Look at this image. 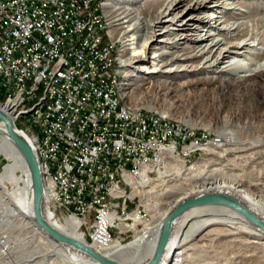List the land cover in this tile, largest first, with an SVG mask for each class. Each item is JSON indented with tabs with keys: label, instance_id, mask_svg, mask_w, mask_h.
Wrapping results in <instances>:
<instances>
[{
	"label": "bare ground",
	"instance_id": "6f19581e",
	"mask_svg": "<svg viewBox=\"0 0 264 264\" xmlns=\"http://www.w3.org/2000/svg\"><path fill=\"white\" fill-rule=\"evenodd\" d=\"M102 7L110 25V36L116 42H122L124 46L120 56L121 65L117 64L118 54L114 56L116 65L121 67L116 69L115 96L119 98V103L128 113L147 114L148 112L133 107L130 103L132 91L129 88L138 80L146 83L149 78H168L172 79L168 83L177 85V83L181 84V80L193 77L183 83L187 89L225 83H264V0H104ZM209 12L218 15H211ZM95 18L97 19V16ZM98 23L99 29H104V24H101L103 22ZM206 28L208 29L205 30ZM205 31L207 32L204 33ZM106 43L107 47L103 48ZM107 50L108 42L97 41L98 56H106ZM0 109L9 112L13 119L21 121L19 124L23 126L22 131L28 135L31 145L40 156L42 176L46 181L43 185L45 184L44 215L47 220L65 235L86 244L79 233L78 220L67 219L59 224L52 220L47 211L48 202H61V194L55 190L50 151L41 130H36V123L31 122V116L18 112V107L2 94H0ZM148 116L159 117L163 122H173L167 117L151 112H148ZM182 131L186 130L182 129ZM220 135L223 137L224 134ZM247 144H251L250 148H246ZM260 144L258 138H229L224 145L223 139L220 144L221 149L216 151V154L212 153L214 157L207 164L196 163V171L190 169L187 170L188 173H183L181 169L171 168L174 170L172 173L166 168L156 177L158 179L162 175L158 180V186L156 180L147 186L149 190H146V187L139 193L142 202L151 210L150 215L144 216L141 225L133 229L136 240L139 241L137 238L139 236L143 242L132 241V244L129 243L130 245L127 246L113 242L105 247L101 244V234L92 233V236H89L97 246L91 247L102 256L119 264H147L156 251L160 228L173 212L176 204L186 197L197 198L211 192L237 197L264 221V196L253 190V188L260 189L262 183L245 185L243 183L245 180L242 178L239 180L232 177L233 171L222 176V160H218L223 156L221 153L223 147L233 146L234 148L225 155V159L230 153H235V156L238 155L235 157V164L239 167V170L238 168L236 170L251 175L254 166L249 172L246 169L247 164L251 162L253 165L254 161L261 162H258L259 157L253 154L249 157L248 153L260 148ZM0 154L9 160L0 175V221L3 220V224H10L6 227L7 230L1 227L16 241L13 252L19 258L21 262L19 264H41L48 258H53L50 264H100L89 256L56 242L34 224L29 199L31 182L25 163L3 132H0ZM216 156L218 157L215 158ZM228 160L224 164L227 169L231 167ZM215 167H220V171L217 169V175L214 173ZM173 177L183 180L180 184L184 186H168L169 180ZM184 181H189V184H185ZM8 186L11 187L10 191H7ZM157 187H168L165 192L171 191V195L165 199L158 198V195L151 196ZM5 195L10 198L6 203H2ZM151 199H158L159 202L153 203ZM22 221L26 222L24 226L29 230L33 228L32 232L37 235L36 238L40 235L45 239L48 249L34 244L32 247L29 246L26 252L18 250L22 242L14 236V230ZM243 234L246 236H242ZM36 238L31 242L36 241ZM23 240V243L29 245L28 240ZM195 240L203 242L201 247H210L213 253L217 254L220 253V249H217L218 245L226 247L229 243L234 246L264 247V231L226 206L208 205L192 208L177 220L159 264H166L165 260L171 255V247L177 245L185 249L177 252V255L182 256L185 253L187 264H199L197 260H202L201 253L208 251L197 250L195 243L192 244ZM177 255H175V263L172 264H180L181 258ZM204 264L211 262L205 259Z\"/></svg>",
	"mask_w": 264,
	"mask_h": 264
},
{
	"label": "built area",
	"instance_id": "2783aa9c",
	"mask_svg": "<svg viewBox=\"0 0 264 264\" xmlns=\"http://www.w3.org/2000/svg\"><path fill=\"white\" fill-rule=\"evenodd\" d=\"M86 2L0 0V94L31 116L47 140L61 194V202H48L50 216L78 220L107 247L125 241L150 215L139 193L161 169L174 163L194 171L188 154H216L221 140L124 111L115 96L118 48L108 40L106 56L97 55V41L105 38ZM118 226L122 240L111 233ZM15 245L0 227V264H19Z\"/></svg>",
	"mask_w": 264,
	"mask_h": 264
},
{
	"label": "rangeland",
	"instance_id": "374dc122",
	"mask_svg": "<svg viewBox=\"0 0 264 264\" xmlns=\"http://www.w3.org/2000/svg\"><path fill=\"white\" fill-rule=\"evenodd\" d=\"M104 0H87V9H89V12L91 14H94L97 16V23L103 22L101 24L103 25L102 29V34L105 38V41L107 42L108 40L110 42L115 41L113 37L110 36L109 30H110V25L107 21V17L104 14V10L102 7V3ZM98 11V12H97ZM221 11V10H220ZM211 15H218L215 14V12H209ZM208 13V14H209ZM100 18V19H99ZM206 28L205 30H207ZM104 31V33H103ZM205 31L204 33H206ZM111 37V38H110ZM143 38V37H142ZM141 38V40H142ZM107 39V40H106ZM115 45L117 46V54H114V56L117 55L116 60L118 65H121L120 63V56L121 53L123 52V43L122 42H116ZM107 47V43L103 45V48ZM124 61V59H123ZM193 77H190L188 79H183L175 84L168 83L172 81V79L168 78H160V77H154V78H149L148 82L144 83L143 80H138L137 82L135 81V85L130 86V90L132 91L131 94V100L130 103L132 104L133 107H138L145 109L148 112H151L155 115H161L164 117H167V119L171 121H175V123H179L182 126V129H185L187 132H197L200 134H206L207 137L209 136L210 139H215V140H223L224 139V145L228 142L229 138H236V139H259V142L261 143V147L251 150L248 155L250 157L251 154L255 155L256 157L260 158L261 163H257L254 161V164L252 165L251 162L247 164V171L250 172V170H254L253 173L248 175V172L244 173L239 170V167L235 164L236 159L235 153L232 154L230 153L229 156H227V159H225V155L230 149H233V146H226L223 147L222 152L223 156L219 158L218 160L221 161V167H223V171L221 169V174L222 176L224 174H228L232 172L234 175L232 177H235L237 179L242 178L243 183L245 185H250V184H255V183H262L259 187L260 189H254V192L258 194H263L264 196V83H258V82H245V83H236V84H217V85H207L203 87H198V88H192V89H187L185 88V85L183 83L187 80L192 79ZM147 80V79H146ZM176 82V81H175ZM134 84V83H133ZM3 110V109H1ZM143 110V111H145ZM5 111V110H3ZM7 112V111H5ZM9 113V112H7ZM10 114V113H9ZM11 115V114H10ZM12 116V115H11ZM21 121H17L14 119V124L15 126L24 133L23 126L22 124H19ZM224 134L223 137L220 134ZM25 134V133H24ZM26 136V134H25ZM208 138V139H209ZM223 138V139H222ZM209 139V140H210ZM226 141V142H225ZM246 148L251 146V144L245 145ZM244 147V146H243ZM35 150V148H34ZM39 166L41 164V159L39 154H37V151L35 150ZM215 154V153H214ZM214 154L209 155V154H203V153H198L197 151L189 153L188 154V165H196L197 162H203L204 164H207L209 162V158L214 157ZM216 156L215 158H217ZM229 159V160H228ZM233 159V160H232ZM230 161L228 164L231 165L229 169L225 168L224 164L226 162ZM9 160L2 156L0 154V175L4 171L5 165ZM238 162V161H237ZM171 165L177 166L174 168L176 169H181V171L184 173H188L187 170H183V168H180L178 165L174 163H169L168 166H170L171 170ZM258 165V166H257ZM257 166V167H256ZM195 171H196V166ZM220 167H215L214 173L217 175V169ZM231 168V169H230ZM238 168V169H237ZM252 168V169H251ZM237 169V170H236ZM174 170H171L172 173H174ZM230 170V171H229ZM41 171V167H40ZM165 171L164 169H161V172ZM247 174V175H245ZM41 175L42 171H41ZM216 175H211L216 176ZM157 176V175H156ZM162 176V175H161ZM160 176V178H161ZM160 178L155 179L156 185H159L158 180ZM43 183H45L44 176H42ZM240 180V179H239ZM153 181V182H154ZM183 182L180 181L178 178L173 177V179L169 180V185L168 186H184L181 185L180 183ZM185 184H189V181H184ZM186 186V185H185ZM45 188V184H44ZM168 187H157L156 191L151 194V196L155 195L158 198L161 197V199L167 198L169 195H171V191H166ZM263 189V190H262ZM11 187L8 186L7 191H10ZM128 190H130L128 188ZM146 190H149L147 187ZM9 193V192H8ZM162 193V194H161ZM170 193V194H169ZM213 193V192H211ZM210 193V194H211ZM218 193V192H215ZM165 194V195H164ZM205 194V193H204ZM209 193H207L208 195ZM8 195V194H7ZM10 198L9 196L5 195V200L2 203H6V201ZM191 197H186L184 199H190ZM138 197H135V201L129 200L128 205H129V210H133L138 204ZM184 199H181L176 206L183 201ZM152 200V199H151ZM153 203H158L159 200L153 199ZM4 206V205H2ZM175 206V208H176ZM51 205L47 204L46 208L47 211L49 212V208ZM202 207V206H201ZM1 208V207H0ZM174 208V209H175ZM197 208V207H196ZM62 215L57 214L55 217H52V220H54L56 223H62L65 222L62 219ZM180 218V217H179ZM1 220V219H0ZM9 220V219H8ZM34 222V221H33ZM3 220L0 221V227L2 226L3 228L8 227L10 224L6 223L3 224ZM177 223V221H176ZM26 224L25 221H22L20 225L14 230L15 234L14 236L18 239H20L21 235V242L22 244L20 245L21 247L18 248L20 252H26L29 248V246L32 247V245H42V248L48 249V245L45 241V239H42L41 236L39 235L37 238V235H34L32 230H29L28 227H25L24 225ZM35 224V222H34ZM176 225V224H175ZM37 226V225H36ZM38 227V226H37ZM81 226L78 227V230L80 231L79 233L82 235V233L87 232V230L84 228H80ZM175 227V226H174ZM161 229V228H160ZM7 230V228H6ZM112 236L114 239H119L121 240L124 237V234H121L119 226L117 228H113L111 231ZM34 236V237H32ZM242 236H246L243 234ZM32 237V238H31ZM84 241L86 242L87 245L91 246H97L93 243L92 239L88 235V233H85L84 236L82 235ZM32 241L31 240H35ZM139 238V241L136 240V233L134 231L129 232L125 236V241L122 240V242H119L123 246H127L132 244V241L135 242H140L141 237ZM28 240L30 243L29 245L23 243L24 240ZM88 239V240H87ZM147 239V238H145ZM91 240V241H90ZM90 241V242H89ZM197 240H195L193 243H195V248L199 251L201 249H204L208 252H202L200 258L198 259L197 262L199 264H204L205 259L207 262H211V264H264V247L259 246V245H243V246H238V245H232L229 243L226 247L223 245H215L217 249H220V253H213V250L210 247H201L203 242H197L198 245H196ZM130 243V244H129ZM19 244V243H18ZM111 245V244H110ZM109 245V246H110ZM255 246L254 248H252ZM108 247V246H107ZM199 247V248H198ZM177 249V250H176ZM183 247H180L177 245V247L172 246L171 247V255L169 259L167 258L165 260L166 264H172V262L175 261V258L180 250H182ZM185 250V249H183ZM28 254L26 253L25 256ZM174 255V256H173ZM30 257V255H29ZM178 258L183 259L182 264H187V258L184 253V255H177ZM53 258H48L47 260H44L45 264H50ZM29 260V258H28ZM151 260V259H150ZM204 261L201 263V261ZM24 262V261H23ZM214 262V263H212ZM16 263V261H15ZM19 263H21L19 261ZM26 263V262H25ZM29 263V261H27ZM35 263V262H34ZM41 263V264H42ZM175 263V262H174ZM33 264V263H31Z\"/></svg>",
	"mask_w": 264,
	"mask_h": 264
},
{
	"label": "water",
	"instance_id": "95a60500",
	"mask_svg": "<svg viewBox=\"0 0 264 264\" xmlns=\"http://www.w3.org/2000/svg\"><path fill=\"white\" fill-rule=\"evenodd\" d=\"M0 132H3L4 135L11 141L25 163L27 174L31 182L29 189V199L32 208V218L35 224L53 240L67 246L70 250H77L100 264H119L109 258L102 256L89 245L83 244L76 239L65 235L49 223L46 216L44 215V185L34 147L28 141L25 134L15 126L13 117L1 109ZM208 205H222L233 209L245 217L249 222L264 231V221L260 219L254 212H252L237 197L222 193H213L197 198L185 199L176 206V208L161 226L160 238L156 251L147 264L160 263L164 255V251L169 244L176 221L180 216H182V214H184L189 209Z\"/></svg>",
	"mask_w": 264,
	"mask_h": 264
},
{
	"label": "trees",
	"instance_id": "16d2710c",
	"mask_svg": "<svg viewBox=\"0 0 264 264\" xmlns=\"http://www.w3.org/2000/svg\"><path fill=\"white\" fill-rule=\"evenodd\" d=\"M103 33H104V31H103ZM105 34V33H104ZM107 40V39H106Z\"/></svg>",
	"mask_w": 264,
	"mask_h": 264
}]
</instances>
